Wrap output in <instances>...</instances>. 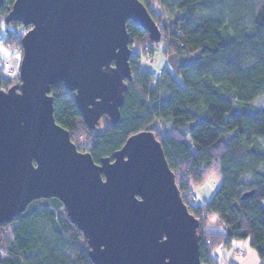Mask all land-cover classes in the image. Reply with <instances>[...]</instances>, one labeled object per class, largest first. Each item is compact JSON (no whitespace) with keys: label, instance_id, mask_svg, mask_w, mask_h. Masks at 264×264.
Instances as JSON below:
<instances>
[{"label":"trees","instance_id":"trees-1","mask_svg":"<svg viewBox=\"0 0 264 264\" xmlns=\"http://www.w3.org/2000/svg\"><path fill=\"white\" fill-rule=\"evenodd\" d=\"M139 1L161 38L126 21L131 78L118 121L102 115L90 129L63 82L50 87L54 119L95 162L111 157L131 134L153 131L199 221L201 261L220 264L215 251L243 238L264 258V102L258 103L264 99V0ZM13 2L0 5V41L20 50L28 26L5 20ZM159 46L168 66L154 73L139 61ZM13 83L0 68V87ZM211 177L213 193L196 201L194 190ZM244 192L251 194L243 199ZM213 218L219 229L208 227ZM88 249L56 197L32 200L0 223V264H93Z\"/></svg>","mask_w":264,"mask_h":264},{"label":"water","instance_id":"water-1","mask_svg":"<svg viewBox=\"0 0 264 264\" xmlns=\"http://www.w3.org/2000/svg\"><path fill=\"white\" fill-rule=\"evenodd\" d=\"M5 20L28 29L19 80L0 87V223L32 200L56 197L93 264H208L200 259L199 221L153 131L131 134L95 162L53 116L50 87L63 82L90 129L102 115L118 121L131 78L126 21L161 38L146 7L139 0H14Z\"/></svg>","mask_w":264,"mask_h":264},{"label":"rangeland","instance_id":"rangeland-1","mask_svg":"<svg viewBox=\"0 0 264 264\" xmlns=\"http://www.w3.org/2000/svg\"><path fill=\"white\" fill-rule=\"evenodd\" d=\"M20 26L21 25L17 24L16 28L19 29ZM25 31H23V33ZM160 48L161 46L157 47L154 51V56L153 57L150 56L151 58L154 59L153 60L154 62L151 61L148 62L146 58L140 59L139 62L143 68L149 69L154 73H157L159 69L162 68L164 65L168 66L165 57L160 52ZM20 57H21V49L18 50L17 46L14 45L5 46L3 42L0 41V60L5 59L6 61H9L10 66L12 68V72L14 74L12 78L14 79L13 84L18 82V80H15V77L19 76V64L17 65L16 63L15 66L13 64V60L18 59L20 63ZM169 68L171 71H173L171 65L169 66ZM16 73L18 74L16 75ZM2 74H4V71L2 72ZM175 78L179 82L182 81V78L179 75L175 74ZM263 102L264 99L258 101V103H263ZM215 187H216V180L214 178L211 177L208 180H206V182H204L202 186L194 190L196 201H201V202L206 201L213 193ZM212 223L213 225H208V227L216 228V229H219L221 227L214 218L212 219ZM215 254L219 256L218 262L220 264H264V258L260 257L255 251V249H253V247L250 246L247 238L235 239L233 240L231 248L227 249L225 247H220L218 250L215 251Z\"/></svg>","mask_w":264,"mask_h":264},{"label":"built area","instance_id":"built-area-1","mask_svg":"<svg viewBox=\"0 0 264 264\" xmlns=\"http://www.w3.org/2000/svg\"><path fill=\"white\" fill-rule=\"evenodd\" d=\"M153 57L154 55H152V54H147L146 56H145V58H146V60L148 61V62H154L153 60V58H151V57ZM1 62H0V68L2 69V72L4 71V76L6 77V78H13V76H14V74H13V72H12V68H11V66H10V63H9V61H6L5 59L4 60H0ZM18 73H16V75H17Z\"/></svg>","mask_w":264,"mask_h":264},{"label":"snow or ice","instance_id":"snow-or-ice-1","mask_svg":"<svg viewBox=\"0 0 264 264\" xmlns=\"http://www.w3.org/2000/svg\"><path fill=\"white\" fill-rule=\"evenodd\" d=\"M114 67V66H113ZM160 235L162 236V241L161 243L163 244L164 241H167L168 240V236L167 235H164L163 232L160 233Z\"/></svg>","mask_w":264,"mask_h":264},{"label":"crops","instance_id":"crops-1","mask_svg":"<svg viewBox=\"0 0 264 264\" xmlns=\"http://www.w3.org/2000/svg\"><path fill=\"white\" fill-rule=\"evenodd\" d=\"M16 60H17V62H16ZM16 60H13V64L16 66V63H17V65L19 64V60L18 59H16Z\"/></svg>","mask_w":264,"mask_h":264}]
</instances>
